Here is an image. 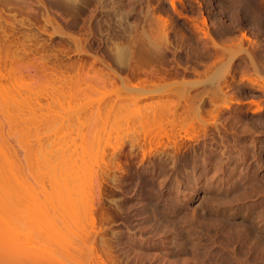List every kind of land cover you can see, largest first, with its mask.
I'll list each match as a JSON object with an SVG mask.
<instances>
[{
	"label": "rangeland",
	"instance_id": "obj_1",
	"mask_svg": "<svg viewBox=\"0 0 264 264\" xmlns=\"http://www.w3.org/2000/svg\"><path fill=\"white\" fill-rule=\"evenodd\" d=\"M4 1L7 2V0H0V2ZM110 1L113 0H107V5H113L116 0H114L112 3ZM39 2L43 3L40 5ZM124 2L125 6L128 5L126 7L128 10H130V8L135 10L132 13L130 22H135L136 25L137 23L139 24V22H141L144 28L146 26V29H144L146 36L157 38L156 34L158 33H154L155 31L160 32V30H157L159 28L156 23L157 17L170 19L174 26L171 37L175 46L173 45L174 47L171 48L173 51L167 52L166 60L168 57L169 60L165 62L166 64L163 67L167 68V70L169 69V71L173 70L172 73L176 71V69H180L179 71L182 72L181 68L187 66L188 64L189 66L187 67L191 68L194 66L197 69L198 75L197 73L196 75H193V72L192 75L191 73H188L190 75H187L186 81H189L193 86L195 83L197 85H201H198V87L195 84L197 87L194 88L196 89L192 88L193 90L191 89L192 91H190L189 95L192 97L203 96L206 92L210 93L214 89L217 90V87L220 84V86L223 88V92L220 93L219 96L221 97L222 101L227 99L229 100L231 97L235 101H239L241 105L234 106V112L225 111L222 114L220 120L226 126L224 127L219 124L221 132H217L213 126H209L208 131L210 135L207 141L202 140L198 143L188 141V146L186 148L187 151H185V149L183 151H179L180 153L178 152V154L174 153L175 150L171 147L168 149V152L173 155L166 157L163 156V162L159 161L160 159L157 157V154H159L160 151H157V153L155 152L156 150H154L156 157L148 156L143 159V150L147 152L149 151V147L142 145V149H136L132 151L130 145L124 146L123 149L121 146L130 139L132 140L134 138L133 140H136V138H142L145 134L150 132L149 129H144L145 127L143 126L141 128L139 126L142 125L141 123L139 124L138 122L130 121L129 124L124 122L125 124H128V126H126V124L125 127L123 123L118 122L119 127L122 124L120 129L113 120L112 122L107 121L108 124H112H109V126L106 122L105 123L107 125L99 124L101 122H99L98 125H95V122L92 123L89 121V116L92 114L90 111L87 109L84 111V108H81L80 106L77 107V102L69 100V94H67L69 99L65 97V94L71 89V87H67L68 90L65 88L66 93H63L62 89L59 90L61 86L59 84L58 86H54L56 84L52 83L53 81L50 80L55 77L50 74L53 66L66 65L78 61L88 67L96 60L103 59L105 62H108L113 67V69L119 70L115 62L111 59V57L108 56L107 49L112 43H114V41L118 42L114 34L115 29L117 28L113 21L114 19L107 18L104 13H98L97 18L95 19L96 21L94 20L92 23H83V21L79 20L78 23L80 25L78 24L77 29L75 28L73 30L72 28H69L70 25H67L66 23V20L68 19H65L63 16H61V12L58 13L61 17L57 13L54 14V19L60 24L64 32H69V29H72L69 33L75 31V34L76 30L77 32L82 30V32H78V34H82H79V36L83 39H87L86 50L88 53L86 55H75L71 52L68 53V51H65V53L68 54L64 55L63 52L62 55L60 53L61 49L66 48V46L74 47L73 43L65 38L61 39L59 37H54L51 39L49 35L53 32V29L49 26L46 28V34L41 33L42 28H44L42 27L44 26L42 25L44 24V21H42L43 19H41V15L45 9L51 8L49 0H10L7 2V4L9 3L8 7L6 6V3L4 5L3 3H0V5L2 4L0 9L3 8L2 10L5 12V14H2L1 16L0 21L2 23H5V21L12 22L13 14L16 15V20H21L22 18L27 17L28 11L29 14L31 11V13H33L34 10V14H36L37 17L35 16L36 20H34L35 17H33L31 22L33 24L35 23L34 25L38 27L40 25L42 28L39 27V30V28H36L34 25L31 26L32 28L21 27L17 36L21 42L24 41L25 37L28 35H36V37L40 36V38L37 40V43L40 44L44 42L45 44H43L45 47L50 45L49 48L46 47L49 51L46 49L47 51L42 52L40 49V52L35 54V56H30V59L39 62L40 57L44 55L47 60V65L49 68L48 75L50 78L48 77V79L43 78L42 80H38V78L35 77L37 79L35 80L30 77H22L18 74L16 77H14L15 75L13 77H8V74L4 78H0V148L9 147L11 150L15 151L14 154H17L16 159H19L18 163L22 168L24 177H26L29 183L28 185H25L17 182L10 172L6 171L7 176L4 177H7L5 178L7 188H5L10 192L14 200L16 214H14L15 216H12V220L8 225H0V239H2L0 241H2V243L5 242V239L8 242H12V240L15 239L14 234L18 233L20 235L18 239H16V242H19L18 244H20V246H25V248L28 250L33 249L37 253L38 258L45 260L54 258L65 263H73L74 261H77L78 263L85 264L87 257H92V252H90L91 249V251H93L94 248L97 249L99 246L100 247L98 249H101L100 236L104 234L106 238H104L105 242H108L107 248L109 247V250L112 251L114 259H117H115L117 264H140V262H138L139 260L137 259L138 255L137 257L135 256V253L139 252V250H137V252H135V250V253L133 252L134 255H131V259H129V257H127L125 254L126 251L132 246V244H130L131 242L128 240V236H134V240H137L141 246H147L148 244H153V242L161 241L160 239H163L164 236L166 238L168 234L173 240V237L176 234L175 230L178 232L180 229L184 230L186 228H190L189 224L188 227L187 225H183V228L181 227V224L175 222L179 221V223L182 222L183 224L185 219L183 220L182 218L184 217L191 219L194 225H198V228L201 230L200 233L205 236L204 242L206 241V238H213L214 235L216 236L220 232L219 229L218 231L216 229L213 230V221L210 219L211 215H219L221 217H226L227 215L229 218L231 216L230 219L233 223H240L241 221L251 217H259L260 219L258 220H261L262 223L259 224L258 221L257 225L264 226V0H176L177 12L170 4L171 0H124ZM13 3L15 6H17L19 11H21V13H19L18 10L14 11V9L17 8L13 7ZM6 7L7 9H5ZM25 7L28 8L26 10L27 12L24 10L26 9ZM148 9L151 10L144 26L143 20L145 21L144 18ZM52 12L55 13L54 10H52ZM18 13L20 15H18ZM55 15L59 16L60 19ZM203 17L207 20L209 19L207 25L208 27L203 24ZM69 21H71V19H69ZM109 21H111L110 24L108 23ZM214 21L215 24L211 25L210 23H213ZM98 22L99 24H97ZM141 24L137 25L141 31L136 28V30L132 32L133 34L138 35V37L141 36L143 29ZM195 24L199 26V30H197ZM89 25H91V34L85 32V30L83 31V28L85 27L86 30H89ZM150 29L153 30V32ZM206 31L212 33V36L217 40V42L215 40L217 45L221 44L223 46L219 45L220 47H227L229 48V51L232 49L230 51L231 53H224L225 57L222 59L217 58L220 57L224 51H221L222 49L219 48L221 49L220 51L222 53H218V48L216 47L217 49H211L210 47L212 45L210 44V46L206 45L205 47L203 41L204 38L202 37L204 36L203 32ZM244 34L248 36L250 40L252 39L251 43L242 39ZM75 36L78 35L76 34ZM35 42H32V46L30 45L31 49L35 48L33 47L34 44H37ZM106 45L108 47H106ZM194 46L199 50L197 49V51L196 48H193ZM58 49L60 51H58ZM73 49L74 48H72V50ZM175 49H177V51L174 54ZM246 49L249 53H252V56L254 55L257 61L256 63L259 64V67L262 70V76L259 75L260 78L257 77V75H253V70L250 68L249 62L247 61L248 59L244 53ZM216 52L219 54V56ZM233 52H242L240 54V59L236 62V71L234 73V77L229 75L225 81L227 83L226 84L225 82H221L223 77V73L221 72L219 76L211 81L212 76L216 75V73H219V69H222V67L225 66L227 59L229 60V56H231L230 54H234ZM195 53L199 57L195 56ZM54 54H58V56H60V60H56ZM4 58V53H0V62ZM185 58L187 59L186 62ZM194 58H197L198 62H194ZM178 59L179 62L184 66L181 64L182 67L179 66L178 68V65L176 64ZM95 67L104 68L99 62L95 63ZM6 69H9V67H6ZM104 69H106V71L108 70L106 67ZM2 72L3 74H6L8 71L4 69ZM32 74H34V72H32ZM121 74L124 77L127 76V69L121 70ZM250 77L252 80L254 77L256 78H254V80L257 81L258 86L252 85V83L249 81ZM35 81L38 84L35 83ZM136 81L138 82L136 79L133 80L134 83H137ZM175 81L181 80L176 79ZM224 83L226 85H224ZM55 87L59 93L55 92ZM179 91L180 89L177 91V95H173L175 90H173L171 93L172 95L170 99L172 100V98H174V102H180L179 100L182 97V92L180 91V93ZM61 93L64 94L63 96L65 98L61 95ZM179 93L180 95H178ZM205 95L204 105L206 112L205 114L203 113L204 116H202L206 120H213V118H211L208 113L209 110L211 111L212 107L208 103V99L206 98L207 96L205 97ZM177 96H179V100ZM197 98H193L194 104L197 103ZM150 101L152 100L145 102L150 103ZM145 102L144 104H147ZM223 102H221V100L218 101L220 106ZM224 104L225 102L223 105ZM189 115L194 116V112H190ZM124 117H127V115H124ZM124 117H122V119ZM113 122L117 125L116 127L114 126ZM243 127H245L246 130ZM98 129L99 131L102 130V132H99ZM107 129L108 131L110 130L109 133H107ZM97 132L100 134L106 133L108 136L104 134L102 136L100 135V137L99 134L97 135ZM192 134L193 137L197 136L193 131L189 133V136L192 137ZM163 145L165 144H162V146ZM160 146L161 145H159L157 148H154L159 150L158 148H161ZM100 150L104 151V154H106L108 151V160L106 155V161H102V159L98 160L100 156L102 157V152ZM113 153H116L117 156L118 154L120 155V153L122 154L120 156V164H118V159L112 156L114 155ZM183 157H188L190 159V163H187L185 160L183 161ZM97 162L101 163L100 166ZM56 164H69L71 167H77L80 164L79 166H83V168L85 167V170H88V168L90 170L91 168L95 172H100L98 174L101 175L98 176V178H100L101 181L98 184H96V181L94 182L97 188L93 184V192L95 195L93 196L92 201L94 204L92 208L94 211V221L96 223L95 229L100 230L99 234L102 233L97 238L92 236L93 229H91L90 226H87V230L90 229L92 234L89 230L88 233L91 234V237L94 239L88 237V240L87 235L89 234H86V231L85 233L84 231L80 230L81 233H79V230H77L79 226L75 227V230L72 229L71 226L69 227L70 229L68 228V230H63L59 236L61 237L60 239L58 238L57 234H54V236L44 233L42 234L44 226L40 225L39 223L36 224V226H31L27 223L25 212H29L28 209L29 206L32 205V201L36 202V200H38L37 203L39 206H41L40 201L43 200L44 195L47 193V191L51 192V170L54 166H58ZM101 165L102 169L105 166L102 171ZM30 168H32L31 170L33 172H31ZM49 170L50 173L48 172ZM82 170L85 171L84 169ZM6 172L3 174L6 175ZM77 172L80 174V169H78ZM103 173L107 176H104ZM99 180L97 179V181ZM156 185L157 187L155 188ZM47 188H49V190ZM157 188L159 190H157ZM236 188L240 189V195L235 192ZM62 190L64 189H61L60 191ZM155 190L157 193H154L156 192ZM160 190L161 192L159 193ZM145 193H147V195ZM151 198L154 200H151ZM229 199L231 202H235V204L231 202L228 203V201H230ZM165 200H167V202ZM224 201H226L225 204ZM173 202H175V204ZM74 203L75 208L72 205V209L77 211V209H79L78 207H81L82 201L80 203L78 200H76ZM221 203L224 205V207ZM153 204L157 206H152ZM225 205H227L226 208L230 209L228 212H222V210H227ZM217 207H220L222 210L220 208L218 209ZM41 208L39 207V210L37 209L38 212L42 210ZM159 208L161 209L159 210ZM152 211L155 215H157L155 218L157 217V220H159L158 222H156L157 220L153 218L154 214ZM157 211H159V213H157ZM162 212L163 216H161ZM164 217L169 221L172 220L175 222V225H172L173 227L170 226L171 228L168 227V229L166 228L168 226L166 223H164L165 226L160 225L161 228L163 227L165 230L170 229L169 231L171 234L168 231V234L159 236L158 229L160 232L162 229L158 223L161 224L162 221H160V219H164ZM194 217L196 218L195 221L198 222L199 220V222H201L203 228L200 226L201 224L199 222L198 224L194 221ZM197 217H199L198 220ZM151 218H153V220ZM176 218H178V220ZM200 219H203L202 221L205 223L204 225ZM149 221H151V226ZM153 225H158L159 227L157 226L155 229ZM153 228L156 234L152 231ZM198 228L197 231H199ZM101 229L103 231H101ZM71 230L74 231H72L73 234ZM163 230L162 233H165ZM214 231L217 232V234L213 233ZM220 233L216 237L214 236L215 238L213 239H215V241L221 245L227 244L225 239L221 237ZM73 235L75 236L73 237ZM8 242L5 243L9 248H11L12 253H15L13 248L14 244L9 245ZM2 243L0 244V264H15L14 259L12 260L9 256H7V249L4 251V248H1L3 245ZM126 244L128 246H126ZM227 248L232 249V246ZM124 249L126 251H124ZM157 252L159 253V251H155L154 249H149V251L147 250L148 254H154ZM263 253H261L263 256L261 258H264ZM13 255L11 257H13ZM253 256L254 255H252V257ZM168 258L173 261L177 259L173 255L167 257V259ZM91 260L92 258L88 259V263H90ZM255 260L257 259L250 261L255 262ZM132 261L136 262L133 263ZM262 261L259 259L258 263L264 264V259H262ZM144 262H146L144 264H147L149 261L145 260Z\"/></svg>",
	"mask_w": 264,
	"mask_h": 264
},
{
	"label": "bare ground",
	"instance_id": "obj_2",
	"mask_svg": "<svg viewBox=\"0 0 264 264\" xmlns=\"http://www.w3.org/2000/svg\"><path fill=\"white\" fill-rule=\"evenodd\" d=\"M9 1L7 0V2H9ZM113 1H110V2L112 3ZM177 1H179V0H177ZM4 2H0V3H3V5L5 3L7 4V2H5V3ZM49 2L51 4V8H48V9L44 8L45 11L43 10L44 12L42 11L43 14L41 15L42 16L41 19H43L42 21H44V24H42L44 26H42V25L41 26L44 28L40 27V25H39V27L42 28L41 33H45V34L47 33L46 28L48 26L50 28H52L53 32L49 35L51 37V39L54 37H59L61 39L65 38L67 40H70L73 43L74 47H71V46L67 47L66 44H65L66 48H63L65 46L62 47L64 50L61 49L60 53L62 54L64 52V55L68 54L70 52L74 53L75 55H80V56L84 55V54L86 55L88 53V51L86 50L87 49L86 48L87 47V39H83L82 37H80L79 34L82 35L81 33L78 34V32L79 31L82 32V30L78 29L79 30L78 32L76 30L75 34H74L75 31L74 32L72 31L73 34L69 33L70 30H72V29L74 30L75 28L77 29L78 24H79L78 23L79 20L83 21V23H86V22L92 23L97 18L98 13H104L107 16V18L114 19L113 21L117 26L116 29L114 27V29H115L114 34H115V37L118 40V42L114 41V43H112L111 46L108 47L106 45V47H108L107 48L108 49V56L111 57V59L115 62V64L119 68V70L113 69V67L108 62H105L103 59L96 60L93 64L89 65L88 67H86V65H84L83 63H80L78 61V62L66 64V65L53 66V69L51 70L50 74L52 76H55V77L53 79H50V80L53 81L52 83L56 84L54 86H58V84H59L61 87L59 86L60 89H59V87H58V89L59 90L62 89L63 93H66L67 87H69V88L71 87L70 90L67 89L69 93L67 92L65 94V97H67V94H69L68 97L70 99L68 97H67V99L72 100L74 102H77L78 104L76 103V106L77 107L80 106L81 108L83 107L84 111H85V109L90 111L92 114L90 113L91 115L89 116V121L92 123L95 122L96 123L95 125H98L99 122H101L99 124L107 125L108 122H112V120H113L117 125H118V122L123 123L124 127H125V125L127 123L129 124V121H130V122H138L139 124L141 123L142 125H139L141 128L143 126V127H145L144 129L150 130V132L145 134L142 138H139V139L136 138V140H133L134 139L133 138L132 140L130 139L126 143H123L121 146L122 149L124 146L130 145L132 151H134L136 149H142V147H141L142 145L147 146V147H149V151L146 152L143 150V159L145 157H148V156L156 157V154L154 153V150H156L155 152L160 151V153L157 154V157L160 159L159 161L163 162L164 161L162 158L163 156L166 157V156H172L173 155V154L171 155V153L168 152V149H170L171 147L175 150V151L173 150L174 153L178 154L179 151H183L187 148L188 141H192L195 143L201 142L202 140L207 141L209 139V135H210L209 131H208L210 125L213 126L215 128V130H217V132H221L219 124L224 126V127L226 126L220 120L222 114L225 111L234 112L235 111L234 106L241 105V103L239 101H235L231 97L229 100L228 99L223 100L225 102V104L223 105L224 102L222 101L221 97H219L220 93L223 92V88L219 84L217 87V90L214 89L210 93L205 91L206 95L205 94L204 95H205V97L207 96L206 97L208 99L207 101L210 104V106L212 107L211 111L209 110L210 112L208 111V113H209V116L211 118H213V120L211 119L212 120L211 121L208 119L207 120L204 119L203 116L206 112L205 105H204V103H205L204 95L199 96V97L197 96L199 99L197 97H194V96L192 97L191 95H189L190 91L193 90L192 88L197 87L199 84L197 85L195 83L197 86H195V84L193 86L189 81H186L187 75H190L188 73H191V75H192V72H193V75H196V73L198 75L197 69L195 67H194L195 69H192V67L191 68L187 67V66H189V64L187 66H184L182 63L179 62V59H178L176 64L178 65V68H179V66H181V64H182V66H184V67L181 66L182 68L180 67L182 69V72L179 71L180 69L179 70L176 69V71H174L172 73L173 70L169 71V69L167 70V68L163 67L166 64L165 62L167 60H169V57L166 60L167 52L173 51L171 48L175 46L173 43V39L171 37L172 32L174 30V26L171 23L170 19H166L164 17H157L156 23L159 26V28L157 30H160V32L155 31L154 33H158V34L160 33V34L159 35L156 34L157 38H153L151 36H146L145 32H144V29H146L145 23H146V20L148 18V15L150 13V10H151V9L150 10L148 9V11H146L147 14L144 18L145 21L143 20L145 28L143 27V24H141V22H139V24L137 23V25L141 24V26L143 27L142 32H141V36L138 37V35H135L132 33L136 30V28H138V26L136 25L135 22H133V21H132L133 23L130 22V18L132 16V13L135 10H133L130 7H129L130 10H128L126 8L128 5L127 4H126L127 6L124 5L125 4L124 0H116L113 3V5L108 3L111 6L107 5V0H51V1L49 0ZM39 3L41 5V3H43V2H39ZM8 4L6 5L7 7H8ZM170 4L172 5L173 9L177 12L176 0H171ZM181 4H182V2H181ZM7 7L5 9H7ZM13 7L17 8V6H15L14 3H13ZM25 8L26 9H24V10L26 11L28 8L27 7H25ZM2 9H0V20H1L2 14H5V12ZM15 10H18V12L21 13V11H19L18 8L14 9V11ZM52 10H54L55 13H53ZM28 12H27V17H24L21 20H16V15L13 14V16H12L13 21L12 22L5 21V23H2L0 21V53H4V57H5L0 62V78H4L8 74H9L8 77H11V76L13 77L14 75H15L14 77H16L18 74L22 77H30V78L35 79V80H37L35 77H37L38 80H42L43 78L48 79V77H49V75H48L49 68L47 65V60L44 57V55H42L40 57L39 62L34 61L33 59H30V56H35V54L40 52V49L42 50V52L47 51L50 45L49 46L47 45L46 47H48V48H46L44 45L45 44L44 42H43L44 44L43 43H40V44L37 43L38 38H40V36H38V35H37L38 37H36V35H33V36L28 35L25 37V40L22 42L20 41L19 37L17 36L19 34L18 31L20 30L21 27H25V28L31 27L35 24V23L33 24L31 22V19H33V17L36 16V14H34V10H33V13H31L32 12L31 11L28 14ZM60 12H61V16H63L65 19L66 18L68 19V20H66V23H67V25H70L69 28H72V29H69V32H64L62 27L60 26V24L54 19V14H56V13L58 14ZM19 13H18V15H20ZM24 14H26V13H24ZM58 15L60 16V14H58ZM55 16H57V15H55ZM59 16H57V17L59 18ZM36 17L34 20H36ZM69 19H71V21H69ZM208 20L206 18H204V20L202 21L205 26L208 25V22H209ZM110 22L111 21H109L108 23L110 24ZM97 24H99V22ZM210 24L214 25L215 21L213 23L211 22ZM34 26L36 28H39L36 25H34ZM195 26L197 27V30H199V26L197 24H195ZM40 28H39V30H40ZM88 29L89 30H86V27H85V28H83V31L85 30V32L91 34L92 33L91 32L92 31L91 25L88 26ZM138 30H139V28H138ZM139 31H141V30H139ZM145 31H148V30H145ZM151 31L153 32V30H151ZM101 32H103V31H101ZM93 33H95V32H93ZM76 34L79 37L75 36ZM101 35H102V33H101ZM203 35H202L203 36L202 38H204L203 41H204L205 47H206V45L210 44V45H212L210 47L211 49L212 48L215 49L216 47L218 48V50H219L218 53H222L221 51H224L220 55L221 58L220 57H217V58L222 59L223 57H225V54L229 53L232 50V49H230V51H229L228 50L229 48H227V47L226 48L220 47L219 45H221V44H219V43H218L219 45H217L216 44L217 40L212 36V33L206 31V32H203ZM183 38H184V36H183ZM242 39L249 41V43H251V40H252V39L250 40V38H248V36H246L245 34L243 35ZM108 40H110V39H108ZM215 40H216V42H215ZM32 42L37 43L36 45L34 44V46H33V47H35L34 49H31ZM221 46H223V45H221ZM197 47L194 46L193 48H196V50H197L199 48V47L198 48ZM72 48H74L73 49L74 51L72 50ZM219 48H221L222 50ZM200 50H201V48H200ZM246 50L244 51V53L246 54V57L248 59L247 61L249 62L250 68L253 70V73H254L253 75H257V77H259V75L262 76L261 75L262 70L260 69L259 64L256 63L257 62L256 58L254 57V55L252 56V53H249L248 50L247 51ZM58 51H60V50L58 49ZM65 51L66 52L68 51V53H65ZM176 51H177V49H175L174 54L176 53ZM234 51H237V50H234ZM194 52H195V50H194ZM241 53L242 52H235L234 54H230L231 56H229L230 57L229 60L227 59V63L225 64V62H224L225 66H223L222 69H219L220 70L219 73H216V75L212 76L211 81H213L217 76H219V74L221 72L223 73L222 74L223 77L221 79L222 80L221 82H225L229 75L231 77H234V73L236 71L235 70L236 69V62L240 59ZM175 56H174V58H175ZM188 56H190V55H188ZM195 56H198V55L195 53ZM218 56H219V54H218ZM54 57L56 58V60H58V59L60 60V58H59L60 56H58V54H54ZM180 61H181V58H180ZM186 61H187V59L185 60V62ZM96 62L101 63V65H103L104 68L106 67L109 70V72H108V70L106 71V69H104V68H96L95 67ZM182 62H184V61H182ZM192 62H193V60H192ZM194 62H198L197 58H194ZM6 67H9V69H6ZM4 69L8 71V72H6V74H3V72H2V71H4ZM125 69H127L128 75L124 77L121 74V70H125ZM222 70H224V71H222ZM32 72H34V74H32ZM254 78L252 80L250 77L249 81L252 83V85L258 86L257 81L254 80ZM32 79H30V80H32ZM135 79L138 80V82L136 81L137 83L133 82V80H135ZM176 79H180L181 81H175ZM171 80H173V81H171ZM257 80H259V79H257ZM49 82H51V81H49ZM35 83H37V82L35 81ZM225 83H224V85L227 84V83L226 84ZM54 86H53V88H54ZM178 88L182 92V94H181L182 97L180 96L182 100L181 99L179 100V96H177V98L180 102L176 101L177 102L176 103L173 101L174 98H172V100H171L170 97L172 95L171 93L173 90H175V93L173 92V95L177 93V91L179 90ZM212 88H213V86H212ZM64 89H65V91H64ZM194 89H196V88H194ZM208 91H210V90H208ZM55 92L59 93L57 88H56ZM63 93H61L62 96L64 95ZM180 93L178 95H180ZM190 97H192V98H190ZM193 98H197L196 104L193 103ZM218 98L221 100V102H223L222 103L223 106L222 105L220 106V104L218 103V101H220ZM56 99H57V97H56ZM190 99H191V101H190ZM149 100H152V101H150V103H148ZM145 101H148V102H145ZM144 102L147 104H144ZM190 102L193 104H191ZM208 103H206V104H208ZM206 106H209V105H206ZM190 112H194V116L189 115ZM233 114H236V113H233ZM124 115H127V117H124ZM122 117H124V118L122 119ZM236 118H237V116H236ZM217 121H219V122H217ZM223 121H226V120H223ZM114 122H113V124L116 127L117 125ZM124 122H127V123L125 124ZM121 123H119V124H121ZM109 124H111V123H109ZM109 124H108V126H109ZM128 124L126 126H128ZM114 126H113V128H114ZM121 126H122V124H121ZM117 127H119V125ZM120 127H119V129H120ZM97 128H98V126H97ZM105 128H106V126H105ZM243 128H245V127H243ZM245 130H246V128H245ZM248 130H249V128H248ZM98 131H99V129H98ZM106 131H107V133H109L110 130L108 131V129H107ZM191 131L195 132L197 136L193 137V134H192V137L189 136V133ZM99 132H102V130ZM1 133H3V132H1ZM98 134H99V136L100 135L102 136L104 134L106 136H108L106 133L100 134L97 132V135ZM95 135H96V133H95ZM164 140H166V141H164ZM221 141H223V140H221ZM162 144H165V145L162 146ZM159 145H161L160 146L161 148H158L159 150L155 149ZM121 148H119V149H121ZM100 151L102 152L101 153L102 157L100 156L98 160L102 159V161H106V158L108 160V156H107L109 154L108 151H107L108 154L107 153L104 154V151H102V150H100ZM100 151H99V153H100ZM185 151H187V149ZM105 152H106V149H105ZM14 153H15V151L11 150V148H9V147L8 148H0V225H3V226L8 225L12 220V216H15L14 214H16L15 207H14V204H15L14 200H13L10 192L6 190L7 186H6V182H5L6 179L5 178H7V177H4V176H7L6 171H9L10 174L14 177V179L17 182H20V183L25 184V185L29 184L26 177H24L21 166L18 163L19 159L18 160L16 159L17 154H14ZM113 154L114 155H112V156L116 157V159H118V164H120L121 163L120 162V156L122 154L120 153V155L118 154V156L116 153H113ZM105 155L107 156L106 158H105ZM182 160L183 161L185 160L188 163L190 159L188 157H183ZM111 162H112V160H111ZM97 163L100 166L101 163H99V162H97ZM56 165H58V164H56ZM79 165L77 167H74V166L71 167V165H69V164L68 165L67 164H64V165L60 164L58 166H54L51 170V172H52V178H51V184L52 185L50 188L51 192L47 191V193L43 197V200L40 201L42 208H41V206L38 205V203H37L38 200H36V202L32 201V205L29 206V209L27 208L29 211V212H25L27 223L31 226H36V224H38V223L40 225L44 226V228L42 226H40L43 228L42 234L44 233V234L53 235V236H54V234L55 235L57 234L58 238L61 239V237H59V236L62 233V231L65 229L68 230V228L70 226L74 230L76 229L75 227L79 226L77 229V230H79V233H81L80 230H82L84 232L86 231L87 232V233L85 232L86 234H89L88 230L90 231V229L87 230V226H90L91 229H93L92 230V232H93L92 236L93 237L95 236L96 238L100 234H102V233L99 234L100 230L95 229L96 223L94 221L95 220L94 211L92 208L94 206V204L92 202L93 196L95 195V193L93 192L94 186H95L94 182L96 181V184H98L101 181V179L98 178V176H100L101 174L99 175L98 173H100V172H98L97 170H96L97 172H95L91 168H90V170H89V168H88V170H85V167L83 168V166L81 167ZM104 168H105V166L103 167V169ZM4 169H5V171H4ZM31 169L32 168H30V170ZM78 169H80V171H81L80 174L77 172ZM82 169H84L85 171H83ZM99 169H100V167H99ZM103 169H102V165H101V171ZM105 171H104V173H105ZM5 172H6V175L3 174ZM31 172H33V171L31 170ZM48 172L50 173V170ZM106 174H107V172H106ZM106 174H104V176ZM2 175L4 178L2 177ZM2 178H3V180H2ZM97 179L98 180L100 179V180L97 181ZM141 179H142V177H141ZM4 182H5V185H4ZM148 182H149V180H148ZM150 183H152V182H150ZM93 184H94V186H93ZM95 187L97 188V186H95ZM156 187H157V185L155 186V188ZM249 187H251V186H249ZM47 189L49 190V188H47ZM61 189H64V190L60 191ZM157 190H159V189L157 188ZM144 192H145V190H144ZM160 192H161V190L159 191V193ZM235 192L240 195V189L239 188H236ZM154 193H157V191ZM145 194L147 195V193H145ZM151 196H152V194H151ZM76 200H78V202H80V203L82 201V203H81L82 205L80 204L81 207H78L81 210H79L77 208H76L77 211L72 209L73 206L75 205L74 201H76ZM151 200H154V199L151 198ZM165 201L167 202V200H165ZM225 202L226 201H224V204H225ZM230 202H231V200L228 201V203H230ZM151 203H152V201H151ZM153 203H155V202H153ZM173 203L175 204V202H173ZM218 203H219V201H218ZM231 203H233V202H231ZM162 204H163V202H162ZM233 204H235V202ZM154 205L155 204H153L152 206H154ZM155 206H157V205H155ZM222 206L224 207L223 204H222ZM226 206L227 205H225V208H226ZM39 207L42 210H40L38 212ZM74 208H75V206H74ZM145 208H147V207H145ZM160 209L161 208H159V210ZM226 209L227 210H222V209L221 210H222V212H228L230 210L228 208H226ZM36 210H37V212H36ZM32 211H35V212H32ZM145 211L147 212L146 209H145ZM161 211H163V210H161ZM242 211H243V209H242ZM152 213H153V211H152ZM157 213H159V211H157ZM239 213H240V211H239ZM168 215H170V214H168ZM260 215H262V214H260ZM155 216H157V215L154 214L153 218L157 220V217L155 218ZM161 216H163V212H162ZM153 218H151V219L153 220ZM178 218H179V216H178ZM178 218H176V219L178 220ZM198 218L199 217H197V220H198ZM230 218H231V216H230ZM230 218L227 217V215H226V217L225 216L221 217L219 215H211V217H210V219L213 221L212 222L213 230L216 229L218 231V229H219L221 232V233L219 232L221 237H223L225 239V242H227V244L221 245L220 243L216 242L215 239H213L219 234V233L217 234V232H215V231L213 233H215L217 235L216 236L214 235L215 237L213 236V238H209V239L206 238V241L204 242L205 236H203L200 233L201 230L198 228V225L195 224L196 225L195 226L192 223L191 219H187L186 217L182 218L183 220L185 219V221H183L184 222L183 224L181 221H180L181 223H179V221H175V222H178V224H181V227H183V228L186 225L188 227V224H189L190 228H186L184 230L179 228L180 231L178 230V232H177V230H175L176 234L173 237L174 239L172 240L171 239L172 237L170 238V236L168 234V231L170 229L169 230H167V229H168V227L169 228L173 227L172 225H175V222H173L172 220L169 221L164 217V219L159 218L160 221H162V223L161 224L158 223V225L159 226L160 225L165 226L164 223H166L168 225V226L166 225L167 226L166 227L167 232L163 227L161 228V226H160V228L162 230L164 229L163 231L165 233H162V230L160 232V230L158 229V234H159V236H164L163 234H165V235L168 234V236H166V238L164 236L163 239H160L161 241L153 242V244H150V245L148 244L147 246H145V245L141 246L140 243L137 242V240H134L135 239V238H133L134 236L132 237V235L129 234L130 236H128V240L131 242L130 244H132V246L131 247L129 246L130 247L129 250L126 251L124 249V251H126V253H125L126 256L129 257V259H131V255L133 254V252L135 250H136L135 252H137V250H139V252H137V253L134 252V253H135L136 257L138 255L137 259L139 260L138 262H140V264L146 263V262H144L145 260L149 261L148 262L149 264L150 263H152V264H252V263L260 264V263H258L259 259H261V261H262V259H264V258H261V257H263L261 253L264 252V226L263 225H257L258 221H259V224L262 223L261 220H258L260 218L259 217H256V218L251 217V218H248L244 221H241L240 223H235V222L233 223ZM193 219H194V221L196 220L195 217ZM147 221H148V219H147ZM151 221H149L150 226L152 225ZM158 221L159 220H157L156 222H158ZM195 222L198 223L199 220H198V222L197 221H195ZM152 223H154V222H152ZM199 223L201 224V222H199ZM204 224L205 223L203 222V225ZM157 226H154L155 229ZM200 226L202 227V224ZM38 227H39V225H38ZM197 228L199 229V231H197ZM206 229H210V228H206ZM72 231L73 230H71V232ZM101 231H103V230L101 229ZM152 231L155 233L154 228L152 229ZM73 232H72V234H73ZM92 232L90 231L91 234H92ZM85 233H84V235H85ZM91 234L87 235V239H88V237L89 238L91 237ZM151 234H152V232H151ZM170 234H171V232H170ZM19 235L20 234H18V233L14 234L15 239H13L12 242H8L5 239V242L6 243L8 242L9 245L14 244L13 248H14L15 253H12L11 248H9L5 242L2 243V241H0V244L1 243L3 244L1 246V248H4V251H5V249H7L6 250V252L8 253L7 256H9L12 260L14 259L15 264H17V263L18 264H83V263H78L77 261H74L73 263H68V262L65 263V262H62L61 260L54 259V258L46 259V260L42 259V258H38L37 253L33 249H32L33 251L28 250L25 248V246H22V245L20 246V244H18L19 242L18 243L16 242V239H18ZM65 235H66V233H65ZM67 236H69V235H67ZM74 236L75 235H73V237ZM208 236H206V237H208ZM3 237H4V235H3ZM63 237H65V236H63ZM93 237H91V239ZM104 238H105L104 234L102 236H100L101 249H98L100 246L97 248L98 250L96 248H94L93 251H91L92 250L91 249L90 252H92L93 255L91 254L92 257L87 255V256H89V258L87 257L85 264H117L116 263L117 259L116 258H115L116 260L114 259V256L112 255V251L109 250V247L107 248L108 242H105L106 238L105 239ZM0 240H2V239H0ZM127 244H126V246H128ZM229 246H232V249H228L227 247H229ZM70 249H72V248H70ZM149 249L150 250L154 249L155 251H159V253L157 252L154 254H148L147 250L149 251ZM12 255H13V257H11ZM172 255L175 256V258H177V259L174 261L169 259V258L167 259V257L172 256ZM252 255H254V256L252 257ZM91 258H92L91 262L88 263L89 262L88 259H91ZM251 258H253V259H251ZM19 259H20V261H19ZM126 259H128V258H126ZM254 259H257L258 261L257 260H255V262L250 261V260L254 261ZM243 260L246 262H244ZM135 262H133V263H135ZM262 263H263V261H262Z\"/></svg>",
	"mask_w": 264,
	"mask_h": 264
},
{
	"label": "flooded vegetation",
	"instance_id": "obj_3",
	"mask_svg": "<svg viewBox=\"0 0 264 264\" xmlns=\"http://www.w3.org/2000/svg\"><path fill=\"white\" fill-rule=\"evenodd\" d=\"M192 69H194V66H192Z\"/></svg>",
	"mask_w": 264,
	"mask_h": 264
}]
</instances>
